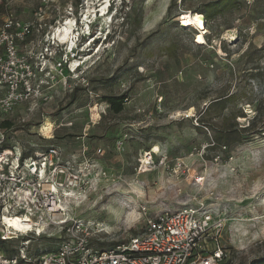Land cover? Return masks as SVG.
Listing matches in <instances>:
<instances>
[{
  "label": "rangeland",
  "instance_id": "374dc122",
  "mask_svg": "<svg viewBox=\"0 0 264 264\" xmlns=\"http://www.w3.org/2000/svg\"><path fill=\"white\" fill-rule=\"evenodd\" d=\"M217 1L0 0V24L13 15L36 25L43 6L46 27L30 41L86 35L81 71L46 89L48 101L20 106L5 137L29 154L86 152L105 172L72 209L99 228L93 248L128 242L165 210L203 204L226 220L221 264H264V0H237L210 25L182 27L183 14L214 13ZM110 96L127 97L121 113ZM225 132L226 147L217 141ZM60 242L33 236L29 250L36 257Z\"/></svg>",
  "mask_w": 264,
  "mask_h": 264
},
{
  "label": "built area",
  "instance_id": "2783aa9c",
  "mask_svg": "<svg viewBox=\"0 0 264 264\" xmlns=\"http://www.w3.org/2000/svg\"><path fill=\"white\" fill-rule=\"evenodd\" d=\"M44 14L39 7L36 25L13 15L0 24V239L20 240L13 257L0 249V264H221L226 220L203 204L165 210L148 217L144 231L128 242L107 250L93 248L91 240L100 230L72 213L73 204L80 196L88 198L91 178L101 180L105 172L96 171L86 152L65 157L61 148L51 146L29 154L6 139L4 121L24 104L48 101L45 90L81 71L84 63L80 61L86 43L79 34L73 32L68 42L55 33L30 41L33 35L42 37ZM146 155V163L152 164V152ZM10 220L26 227L19 229ZM33 236H58L61 242L55 252L34 257L29 250Z\"/></svg>",
  "mask_w": 264,
  "mask_h": 264
},
{
  "label": "trees",
  "instance_id": "16d2710c",
  "mask_svg": "<svg viewBox=\"0 0 264 264\" xmlns=\"http://www.w3.org/2000/svg\"><path fill=\"white\" fill-rule=\"evenodd\" d=\"M237 2V0H218L214 6L216 5V12H212V10L210 11H204L203 13L206 15V24L210 25V23L213 21V19L215 18L216 14L215 13H221L223 12L225 9H227L228 7H230L231 5L235 4ZM125 8V5L123 6ZM127 97L126 96H110L107 98V102L110 105L111 110H113L115 113H121L123 111V105L124 102L126 101ZM3 128H11L13 126L11 120L7 119L6 121L3 122L2 124ZM229 132H225L222 137L220 139H218V143H225V146L227 145V143L229 144V140H230V134H228ZM11 243L9 242H5L3 240L0 239V249L2 252H4L7 257H13L16 254V246H12L10 245ZM256 262H254L255 264Z\"/></svg>",
  "mask_w": 264,
  "mask_h": 264
},
{
  "label": "bare ground",
  "instance_id": "6f19581e",
  "mask_svg": "<svg viewBox=\"0 0 264 264\" xmlns=\"http://www.w3.org/2000/svg\"><path fill=\"white\" fill-rule=\"evenodd\" d=\"M88 1H90V0H88ZM205 23H206V18L201 13H186V14H183V17L181 19V24H182V27H184V28L191 27V26H195V27L199 28V27L205 26L206 25ZM59 32H60V29H58V36H59V38H61ZM67 39H68V36H66V40ZM68 41H70V40H68ZM71 44H73V42ZM46 129L50 130L51 127H47ZM8 222H9V224H11V225L13 224L14 226H16L19 229L20 228L24 229L26 227V225L20 224L19 223L20 221H17V220H13V221L10 220Z\"/></svg>",
  "mask_w": 264,
  "mask_h": 264
},
{
  "label": "clouds",
  "instance_id": "9594fccd",
  "mask_svg": "<svg viewBox=\"0 0 264 264\" xmlns=\"http://www.w3.org/2000/svg\"><path fill=\"white\" fill-rule=\"evenodd\" d=\"M101 1H102V0H99V2H101ZM109 7H111V5H109ZM123 8H124V7L122 6V7H120V9H118V8H117V9L115 8V9H116V11L120 10V13H121V11L123 10ZM111 10H112V12H113V11H114V8H111ZM108 12H109V11H108ZM80 37H81V36H80ZM82 37L85 38L86 35H83ZM88 37H90V34H89ZM83 38L81 39V41L83 40Z\"/></svg>",
  "mask_w": 264,
  "mask_h": 264
},
{
  "label": "water",
  "instance_id": "95a60500",
  "mask_svg": "<svg viewBox=\"0 0 264 264\" xmlns=\"http://www.w3.org/2000/svg\"><path fill=\"white\" fill-rule=\"evenodd\" d=\"M206 24V23H205Z\"/></svg>",
  "mask_w": 264,
  "mask_h": 264
}]
</instances>
